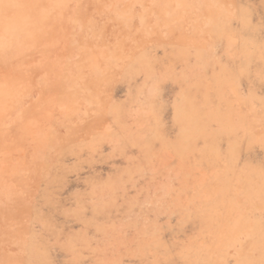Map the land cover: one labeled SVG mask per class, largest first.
I'll use <instances>...</instances> for the list:
<instances>
[{"label":"rangeland","instance_id":"374dc122","mask_svg":"<svg viewBox=\"0 0 264 264\" xmlns=\"http://www.w3.org/2000/svg\"><path fill=\"white\" fill-rule=\"evenodd\" d=\"M0 264H264V0H0Z\"/></svg>","mask_w":264,"mask_h":264}]
</instances>
